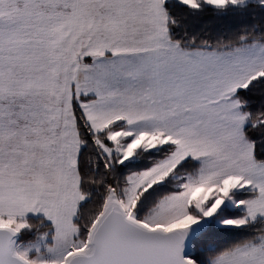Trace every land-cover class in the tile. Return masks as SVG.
I'll list each match as a JSON object with an SVG mask.
<instances>
[{
  "label": "snow or ice",
  "instance_id": "snow-or-ice-1",
  "mask_svg": "<svg viewBox=\"0 0 264 264\" xmlns=\"http://www.w3.org/2000/svg\"><path fill=\"white\" fill-rule=\"evenodd\" d=\"M0 264H264V0H0Z\"/></svg>",
  "mask_w": 264,
  "mask_h": 264
}]
</instances>
